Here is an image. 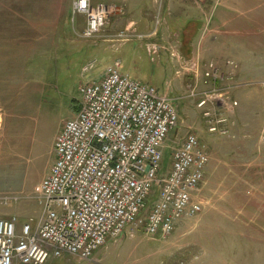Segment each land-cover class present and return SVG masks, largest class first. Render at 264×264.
Listing matches in <instances>:
<instances>
[{"label": "rangeland", "instance_id": "374dc122", "mask_svg": "<svg viewBox=\"0 0 264 264\" xmlns=\"http://www.w3.org/2000/svg\"><path fill=\"white\" fill-rule=\"evenodd\" d=\"M73 1L0 0V217L40 215L33 197L54 161L56 135L77 113L80 86L116 65L120 73L172 100L178 124L169 135L170 146L192 132L207 150L209 163L195 194L202 210L166 238L135 230L132 237L108 242L89 260L63 256L46 264H264V0L217 1L201 24L216 47L201 53L194 45L193 55L187 41L173 37L161 40L166 46L161 54L156 43L147 46L156 50L154 55L142 49L147 35L128 27L126 9L119 5H109L115 12L96 38L84 39L83 18L70 15ZM153 2L157 14L149 37L164 28L158 16L163 0ZM167 12L171 18L172 9ZM121 32L126 36L119 38ZM170 49L178 51L179 62L169 57ZM91 61L94 68L85 71ZM209 61L222 78L205 84L201 72ZM193 63L195 74L187 71ZM205 96L218 98L206 108L227 119L226 135L208 132L197 107ZM169 165L167 149L164 170ZM11 195L23 199L5 205L2 198Z\"/></svg>", "mask_w": 264, "mask_h": 264}, {"label": "built area", "instance_id": "2783aa9c", "mask_svg": "<svg viewBox=\"0 0 264 264\" xmlns=\"http://www.w3.org/2000/svg\"><path fill=\"white\" fill-rule=\"evenodd\" d=\"M114 10L91 0H74L71 17H82V37L94 39ZM169 57L179 62L177 50L170 49ZM95 63L89 62L84 70H92ZM226 66L236 68L231 61ZM196 69L193 63L187 71ZM201 73L205 84L222 78L213 61ZM79 92L80 109L56 135L54 161L33 197L40 215L23 220L17 215L0 217V264H46L63 256L89 260L108 242L125 234L132 237L135 230L166 238L202 210L195 194L209 154L192 132L180 144H168L178 124L171 99L120 73L116 65L107 66ZM215 99L205 96L197 107L203 110L210 134L226 135L227 119L206 108ZM167 149L170 165L164 170ZM21 199L11 195L2 201L8 205Z\"/></svg>", "mask_w": 264, "mask_h": 264}, {"label": "crops", "instance_id": "0c3cea01", "mask_svg": "<svg viewBox=\"0 0 264 264\" xmlns=\"http://www.w3.org/2000/svg\"><path fill=\"white\" fill-rule=\"evenodd\" d=\"M91 2L95 5H119L125 7L127 12L126 19L129 24L128 27L132 29V26H135L136 31L141 35L148 36V34L151 33V24L154 22L152 19L153 16L157 14L153 0H91ZM215 6H217V0H163L161 11L158 13V16L160 15V21L162 22L161 24L164 25V28L159 29V31L157 29L158 34L155 36H146V38L143 39L144 41L141 42V48L143 49L144 47L146 48L156 43L159 45L157 47L155 44L156 47L159 48L161 54L166 49V46L162 47L160 44L161 40L167 43V41L171 40L173 37L174 39L178 38L179 40L183 39L187 41L185 48L187 51L190 50L191 53L193 52L194 45H197V51L201 53L214 51L216 43L212 41L213 37L211 35L206 36L207 34L202 32L204 26H201V24L207 22L208 14L215 12L213 10ZM170 9H172L173 12L171 18L168 16L170 13L168 14L167 12ZM221 13L222 11L219 9L217 16L220 21L223 20V15ZM81 19L82 18L78 17V21ZM165 23H168L169 26L165 27ZM230 39L231 41L234 40L233 37ZM198 52L197 54H200Z\"/></svg>", "mask_w": 264, "mask_h": 264}, {"label": "trees", "instance_id": "16d2710c", "mask_svg": "<svg viewBox=\"0 0 264 264\" xmlns=\"http://www.w3.org/2000/svg\"><path fill=\"white\" fill-rule=\"evenodd\" d=\"M79 109H80V106H79V107H76V108H75V112H78Z\"/></svg>", "mask_w": 264, "mask_h": 264}]
</instances>
